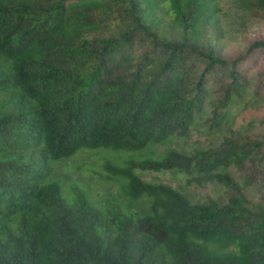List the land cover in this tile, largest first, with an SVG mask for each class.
I'll return each mask as SVG.
<instances>
[{
	"label": "trees",
	"instance_id": "16d2710c",
	"mask_svg": "<svg viewBox=\"0 0 264 264\" xmlns=\"http://www.w3.org/2000/svg\"><path fill=\"white\" fill-rule=\"evenodd\" d=\"M230 5L0 0V264H264V117L229 120L264 104V39L224 52L264 0ZM82 153L104 193L59 173Z\"/></svg>",
	"mask_w": 264,
	"mask_h": 264
},
{
	"label": "rangeland",
	"instance_id": "374dc122",
	"mask_svg": "<svg viewBox=\"0 0 264 264\" xmlns=\"http://www.w3.org/2000/svg\"><path fill=\"white\" fill-rule=\"evenodd\" d=\"M219 5L222 9V13L231 8V0H218ZM228 17L222 15V20L227 21ZM228 38L225 40L224 52L227 55H235L238 51L250 43L253 40L264 39V22L253 23L250 26L248 32L243 38L230 36L227 34ZM256 66H264V51L258 53L255 57ZM256 67V68H257ZM254 71V70H253ZM251 72V75L253 74ZM250 94L247 93L245 96V101L248 102L247 106L244 104L239 105L238 103L233 104L230 111V123L233 124L234 128H245V126L252 122L256 124L262 117H264V104L260 100H249ZM255 125H253L254 128ZM259 131V129H256ZM215 136L213 134L205 132H193L191 137L187 139L184 144L190 146L191 144L199 143L201 146H205L213 143ZM102 155L97 153H82L75 157L74 159L68 160L63 163V167H59V173H67L72 180H86L88 177L92 176L91 182L95 183V187L98 193H104L103 187L96 183V174L92 171V168L99 170L98 164L100 163V158ZM85 166H89L90 169H85ZM140 176L146 181L156 180L165 184H169L172 187H179L182 191L188 193L189 195L197 197H205L208 194H213L214 191L211 186L205 188H198L193 185H187L185 178L176 173H142ZM249 197L257 200L260 194L257 193L256 189H250L248 193Z\"/></svg>",
	"mask_w": 264,
	"mask_h": 264
}]
</instances>
